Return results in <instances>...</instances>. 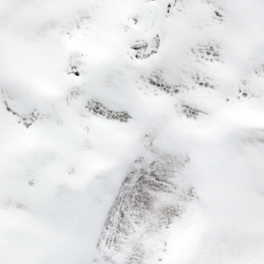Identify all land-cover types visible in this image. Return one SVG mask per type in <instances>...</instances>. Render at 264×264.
I'll return each mask as SVG.
<instances>
[{
  "label": "snow or ice",
  "instance_id": "6c2138e0",
  "mask_svg": "<svg viewBox=\"0 0 264 264\" xmlns=\"http://www.w3.org/2000/svg\"><path fill=\"white\" fill-rule=\"evenodd\" d=\"M0 264H264V0H0Z\"/></svg>",
  "mask_w": 264,
  "mask_h": 264
}]
</instances>
